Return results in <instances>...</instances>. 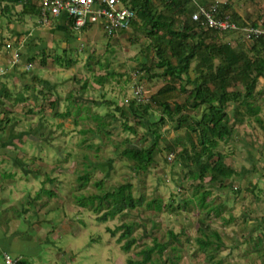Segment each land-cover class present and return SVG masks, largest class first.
<instances>
[{
  "label": "rangeland",
  "instance_id": "1",
  "mask_svg": "<svg viewBox=\"0 0 264 264\" xmlns=\"http://www.w3.org/2000/svg\"><path fill=\"white\" fill-rule=\"evenodd\" d=\"M9 20L0 18L1 45L5 43L6 47V51L0 47V63H5L4 70L17 59L19 68L11 70L16 78L13 81V76L10 77L11 97L4 99L5 114L0 117L9 118L11 124L16 119L19 130L30 132L26 141L33 131L36 134L39 130L37 139L54 143V149L46 144L45 158H54L55 150L59 149L60 168L53 163L52 167L44 166L50 179L43 175L41 187L58 193L47 203L51 211L43 218L48 221L44 228L50 233L43 239H54L55 246L62 251L55 261L44 252L43 263L51 260L53 264H133L129 262L141 259L140 250L157 241L167 245L162 260L153 255L157 264H264V130L253 121L254 116H250L246 107L237 108L236 103L226 106L234 130L231 140L219 149L236 174L225 188L209 184V177L201 183L191 179L188 170L177 161V153L191 140L185 125L196 123L200 111L187 113V122L180 127L177 117L174 122L165 118L164 123L158 124L155 162L144 172L136 171L134 162L121 152L129 145L147 147L152 135L147 130V118L136 119L127 111V103L133 99L136 86H141L136 84L137 80L143 83L148 97L165 84L163 78H152L148 71L142 70L143 65L150 67L157 60L154 41L139 26L107 36L93 31H60L61 25L55 19L44 25L30 17L21 22L12 19L17 29L22 27V34L12 36ZM55 56L60 57V62L54 61ZM28 57L33 60L30 62ZM11 72L1 73L0 77ZM18 74H22V83ZM33 77L39 82L35 83ZM26 86L28 89L22 88ZM190 89L187 85L186 90ZM235 90L236 87L230 86L229 91ZM256 91L263 95L264 84H257ZM18 93L35 104L27 101L14 106ZM30 95L36 98H28ZM185 97L183 94L178 103L184 104ZM263 99L264 96L256 100L261 107ZM117 107L124 111L123 116L116 111ZM260 112L259 118L264 122V108ZM160 115L158 109L152 112L154 121ZM123 125L131 130L125 131ZM243 138L253 143L244 153L252 155L251 163L238 147ZM167 142L174 144L169 150L165 148ZM15 143L19 148L18 141ZM27 147L32 159L27 165L35 167L37 150L32 142ZM82 175L88 176L87 182L78 180ZM96 183L103 185L99 188ZM124 183L131 184L135 198L143 195L146 201L157 199L160 208L144 204L101 222L97 219L107 209L105 205L95 209L94 204L82 207L78 203L80 197L100 195L102 190L111 191ZM196 185L200 186L199 192ZM204 191L209 193L207 204L218 207L217 216L199 207L196 193ZM131 221L137 223L132 232L136 243L125 252L124 240H117L120 232L111 235L109 230ZM200 221L207 225L204 233L212 243L207 250H202L195 241L201 235ZM22 229L26 230L27 225ZM169 231L178 235V240L170 239Z\"/></svg>",
  "mask_w": 264,
  "mask_h": 264
},
{
  "label": "trees",
  "instance_id": "2",
  "mask_svg": "<svg viewBox=\"0 0 264 264\" xmlns=\"http://www.w3.org/2000/svg\"><path fill=\"white\" fill-rule=\"evenodd\" d=\"M122 1L135 13V19L131 25L139 21L141 25L138 28L141 27L146 36L154 41L157 60L150 67L143 65L142 70L148 71L152 78H163L165 84L149 97L143 91V99L137 100L133 97L132 100L128 101L127 111L132 116L136 119L147 118V130L152 135V140L144 148L129 145L121 152V155L134 162L136 171L144 172L148 166L155 162L154 156L158 152L157 146L159 143L156 141L159 136L157 133L158 124L164 123L165 118L174 122L177 117V126L180 127L182 123L187 122V113L200 111V117L196 123L185 125V129L191 134V140L189 145H183L181 151L177 153V161L184 169L188 170L191 179L201 183L206 177H209V184L225 188L226 182L234 178L236 174V171L226 164L225 155L219 149L221 144H227L231 140L233 131L230 117L226 112V106L229 103H236V107L244 106L247 111H250V116H254L257 121L260 120L256 117L258 110L252 107L249 99L252 97L257 77H262L264 74V35L252 36L253 55L251 56L249 54L250 48L247 51L236 52L229 44L214 41L221 34L227 35L231 31L204 30L199 21L196 22L191 19V15L195 11L192 0H160L163 8L174 13L171 16L158 12L154 0ZM17 7L20 9L18 12L15 11ZM38 16V0H0V18L19 17L20 19L17 20H22L24 17L36 19ZM66 25L67 29L73 30L72 22L69 19H67ZM88 28H83L81 31ZM204 33L208 34L207 37L212 38L211 43L206 44L202 40ZM28 60L31 62L33 59L28 57ZM60 60V57H54V61L60 62ZM193 60H197L198 64L193 69L195 76L191 80L188 71ZM41 62L43 64L45 60L43 59ZM18 64L16 59L9 66H12L14 71L18 70ZM21 76L22 74H18L19 79H22ZM32 80L35 83L39 82L36 77H33ZM137 81L136 84L141 85L143 89V83L140 80ZM236 83L242 86L244 93L237 90H228L230 86H235ZM187 85L191 86L190 91L186 90ZM1 87L4 88L5 86L2 85ZM2 94L5 98L9 96L7 89H4ZM183 94L186 96L185 103L179 104L177 100ZM23 101V95L18 94L15 98V104ZM157 109L161 112V115L157 121H154L152 112L154 113ZM116 111H119L122 116L124 115V111L120 107H117ZM139 122L142 126H145L142 121ZM0 123H2V120ZM123 129L125 131L131 130L126 125H123ZM172 144V142H167L165 148L170 149ZM78 180L87 182L88 176L82 175L78 177ZM101 185L103 184L96 183L99 188ZM196 187V192H199L198 188L200 186L196 185ZM101 192L100 195L80 197V200H78L82 207L94 204L95 209H100L102 205H105L107 209L97 219L101 222L114 218L126 210H134L144 204L149 208L155 207L156 209L160 208L161 205V202L157 199L146 201L143 195L135 198L132 194V186L129 183L121 184L111 191L102 190ZM196 194L199 195L196 199L199 207H204L203 210L207 213L214 212L216 216L219 214L218 207L207 204L206 198L209 196L207 191ZM183 202L187 204L189 200H183ZM200 222L202 226V228L200 227L201 235L195 241L202 250H207L212 243L204 233L207 225L203 221ZM135 226H137V223L131 221L116 227L114 231L108 229L111 235L120 232L117 240L118 242L124 240L122 250L125 252H128L136 243L135 238L132 237ZM213 234L218 237L215 232ZM168 236L173 241L178 240V235L173 234L171 231L168 232ZM166 248V244L154 241L153 245L140 250V260L129 263L157 264L156 259H163ZM153 255H157V258L153 259Z\"/></svg>",
  "mask_w": 264,
  "mask_h": 264
},
{
  "label": "crops",
  "instance_id": "3",
  "mask_svg": "<svg viewBox=\"0 0 264 264\" xmlns=\"http://www.w3.org/2000/svg\"><path fill=\"white\" fill-rule=\"evenodd\" d=\"M198 2L201 5H210L216 4L218 8L222 11L227 12L231 15L233 21L236 25L240 28L237 31H231L230 33H234V36H226L223 34H219V37H216L214 41L218 43H227L229 44L234 51H247L250 48L251 56L253 55L252 45H253V38L247 37L245 29L250 27H255L259 29H264V0H192V5L194 2ZM154 3L157 5L158 12H161L167 16H171L173 12L168 11L166 8H163L162 3L160 0H154ZM20 10L16 8L15 11ZM173 11V10H172ZM174 14V13H173ZM20 19L19 17H10L9 26L10 35H19L22 34V27L21 29H17L18 25L16 21H12V19ZM7 19V18H6ZM24 19V18H23ZM57 20L59 24L62 26L60 27V31L67 29V19L65 17H60ZM21 22V20H20ZM139 21L133 23L130 27L134 29L139 26ZM3 23L0 22V27ZM64 26V27H63ZM127 29V31L130 29ZM85 31H93L102 33L97 27H90ZM126 31V30H125ZM123 32V31H122ZM28 34V33H26ZM103 34V33H102ZM229 34V33H227ZM118 35V33H117ZM207 33L203 34V39L206 44L212 42L211 37H207ZM232 38V39H231ZM2 37L0 36V47L3 46L5 43L1 45ZM6 51V47H5ZM195 62L196 65H195ZM198 61H192L189 67V78L193 80V69L197 67ZM5 63H0V74L4 72H11V66L5 68ZM194 66V68H192ZM192 70V74H191ZM191 74V76H190ZM13 76V81L15 80V75L13 72L9 73V75L4 76L3 78L0 77V84L1 86L4 85L5 87L0 86V115L5 114L4 110H2V106L4 103V99H10L11 91H8V84L12 81L10 77ZM187 78V77H186ZM17 81V80H16ZM15 81V82H16ZM20 82H23V79H20ZM257 84H264V74L262 77H257L252 97L249 99V103L252 105L253 108L258 110L256 117L259 118V114H261V107L260 104L257 103V98H262L263 95L261 91H256ZM26 85V84H25ZM24 85V86H25ZM236 90L244 93L242 86L239 83H236L235 86ZM28 89L26 87H22ZM7 89L9 96L6 98L2 94L3 90ZM230 88H228L229 90ZM33 90V89H31ZM235 90V91H236ZM19 94V93H18ZM147 92L145 93V95ZM22 95V94H21ZM260 95V96H259ZM24 97V101L20 102H30L31 104H35V101L28 100L26 96ZM30 99L36 98L33 95L28 97ZM14 106L18 105L15 104ZM264 104V99H263ZM264 106V105H263ZM241 106H239L240 108ZM238 108V107H237ZM236 108V109H237ZM30 111V110H29ZM247 111V109H246ZM248 113L250 111H247ZM55 113V112H54ZM237 113V111H236ZM235 113V115H237ZM251 115V113H250ZM14 117V116H13ZM260 119V118H259ZM2 123H0V264H5L4 256L9 255L14 260H16V264H53L54 261L57 260L59 257V253L62 251L60 248L58 249L54 244V239H43L48 238L49 230L44 228V223L48 222L43 217L46 216L49 211H51L50 207L48 206V200L54 198L57 191H49L44 186L43 180L41 177L45 175L48 177V172H45L44 166L48 168L54 165L57 169L60 168L59 166V149L55 150L56 154H53L55 157L48 159L45 158L46 153V144L51 145L54 149V143H50L48 141H40L41 139H37V135H40L39 130H36V134L34 131L27 141L25 140L26 136L29 133H25L23 129L19 130L18 126L15 125L17 122L16 119L11 124L9 118H1ZM253 121L259 124L260 128L264 130V122L260 119L259 121ZM234 130V129H233ZM28 132V131H27ZM27 134V135H26ZM233 136V131H232ZM25 140V142H24ZM250 140V139H249ZM15 141H18V146L16 145ZM39 141L40 144L36 142ZM32 142L37 150L38 156L34 158L35 167L27 165V161L32 160L30 159V152L27 146V143ZM242 144H238L239 149L243 150L242 155L244 157L249 158L248 162L251 163L252 155L246 156L244 155L245 149L250 148L253 144L251 141H247L245 138L241 140ZM36 143V144H35ZM25 145V146H24ZM57 147V146H56ZM27 150V151H26ZM30 162V161H29ZM32 162V161H31ZM50 162V163H49ZM53 163V165H52ZM50 164V165H49ZM52 168V169H56ZM51 169V170H52ZM50 170V171H51ZM235 170V169H234ZM236 171V170H235ZM44 177V176H43ZM48 179H50L48 177ZM53 209V208H52ZM63 224V221H61ZM27 229L23 230L22 226H26ZM36 230H35V228ZM64 227V225H62ZM22 229V230H20ZM44 252L49 253V258H53L51 261L47 263H43V256ZM64 252V251H63Z\"/></svg>",
  "mask_w": 264,
  "mask_h": 264
},
{
  "label": "built area",
  "instance_id": "4",
  "mask_svg": "<svg viewBox=\"0 0 264 264\" xmlns=\"http://www.w3.org/2000/svg\"><path fill=\"white\" fill-rule=\"evenodd\" d=\"M39 24H47L50 19L65 17L72 22L74 31L86 27H97L104 35L115 36L127 30L135 19L134 11L122 0H38ZM194 2L193 21H199L204 30L217 32L237 31L240 28L228 13H222L216 4L201 5ZM247 37L264 35V29H245ZM137 100L144 98L141 86L133 91ZM5 264H15L9 255L4 256Z\"/></svg>",
  "mask_w": 264,
  "mask_h": 264
}]
</instances>
